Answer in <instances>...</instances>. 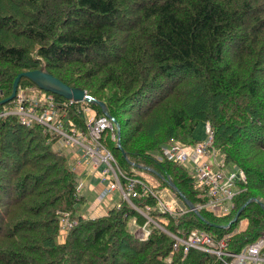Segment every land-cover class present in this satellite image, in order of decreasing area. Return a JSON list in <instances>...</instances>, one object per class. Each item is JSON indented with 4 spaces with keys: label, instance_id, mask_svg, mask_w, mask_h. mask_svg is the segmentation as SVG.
Wrapping results in <instances>:
<instances>
[{
    "label": "trees",
    "instance_id": "16d2710c",
    "mask_svg": "<svg viewBox=\"0 0 264 264\" xmlns=\"http://www.w3.org/2000/svg\"><path fill=\"white\" fill-rule=\"evenodd\" d=\"M43 65L104 101L128 159L159 174L134 167L108 137L122 171L152 174L158 189L170 188L185 206L169 181L196 204L202 199L194 175L153 154L175 140H203L195 131L208 121L221 158L247 177L230 214L166 217L139 184L132 201L149 205L154 220L168 218L165 227L181 236L195 229L230 234V251L264 237V0H0V99L20 72ZM20 84L37 86L26 77ZM53 98L71 133L86 131L84 106L105 114L99 104ZM12 100L0 112L13 109ZM76 183L68 156L42 125L0 115V264H224L198 249L174 250V239L153 223L147 236L138 235L129 221L147 218L125 200L106 214L83 216ZM244 218L246 228L237 231Z\"/></svg>",
    "mask_w": 264,
    "mask_h": 264
},
{
    "label": "built area",
    "instance_id": "2783aa9c",
    "mask_svg": "<svg viewBox=\"0 0 264 264\" xmlns=\"http://www.w3.org/2000/svg\"><path fill=\"white\" fill-rule=\"evenodd\" d=\"M49 95L53 96L52 93ZM33 101L26 102V97L19 93L16 106L11 110H5L0 115L8 113L16 114L24 125L33 123L42 124L46 129L53 128L63 134L66 142L71 145H79L83 150V157L88 159L92 169L100 177L105 185L100 191L99 197L107 198L113 192L118 191L123 200H126L134 208L138 207L133 203L132 197L140 196L141 193L136 190L137 184L141 185L144 193L153 196L156 199V205L160 212L169 215L172 218L182 216L187 211L205 210L213 215L222 217L230 214L233 207V197L239 194L243 189L242 183L247 180L245 171L237 165H227L219 149L213 146L214 131L210 123H206V137L194 144H187L179 140L161 146L160 150L154 155L157 161H171L185 166L195 177L201 191L198 194L201 202L194 205V208L185 206L178 197L171 193L167 188L162 190L157 188L148 177L131 176L122 171L112 151L106 146L105 139L111 138L117 141V127L113 120L105 114H98L94 108L89 105L83 107L86 120V131L78 133H67L61 126L63 123L59 118L58 112L54 109L55 101L52 107L40 105ZM54 99V98H53ZM69 102H76L68 99ZM57 120V124L56 122ZM71 134V135H70ZM213 163L214 166H211ZM99 172V173H97ZM122 178L126 183H122ZM82 180L77 182V192L83 187ZM168 193L171 197H168ZM117 203L116 207H120ZM151 209L146 205L144 214L148 222L155 223L160 229L168 233L173 239L174 250L183 248L184 254L190 249H198L210 254L216 255L224 264H264V237H259L253 242L243 246L238 251L227 249V240L229 235L216 238L202 229H195L186 236L169 231L165 225L168 218L161 217V221L152 219L148 215ZM68 214L65 213L61 219L65 226L70 225ZM145 236L149 234L146 225L142 227Z\"/></svg>",
    "mask_w": 264,
    "mask_h": 264
},
{
    "label": "rangeland",
    "instance_id": "374dc122",
    "mask_svg": "<svg viewBox=\"0 0 264 264\" xmlns=\"http://www.w3.org/2000/svg\"><path fill=\"white\" fill-rule=\"evenodd\" d=\"M19 93H21L22 95H24L26 97L27 103H31L33 101L30 98L32 96L34 99H36L35 102H37L40 105H43V106L48 105V107H52V105H53V102H52V101H54L53 96L49 95L44 90H42V89H40L34 85L20 84L18 86L17 94H16L15 98L12 100L14 103V104H12L13 106L16 105V103L18 102L17 97H18ZM87 93H88V91H87ZM2 94L3 93L0 91V95H2ZM57 120L58 119L56 118V122H55L56 124H57ZM40 125H42V124H40ZM43 128L46 132H49V140H50V142H52V145L54 146V148L57 150L63 151L68 156V159H69V161H70V163L73 166V169L75 171H77V170H76L73 163L77 164L76 161H77L78 157H80L81 160H84L88 165H90L89 160L85 159V157H83V150L79 145L76 144L73 146L71 144H68L66 142V139L63 136V134L60 133L59 131H57L56 129H53V128L46 129L44 126H43ZM61 129H63L64 131H66L68 133V130L65 129V126H61ZM195 135L198 138H204L207 135V132L205 129V123H203L202 121H200L199 124L197 125ZM117 137H118V134H117ZM211 166H214L213 163H211ZM89 168L91 171H96V170L92 169L91 167H89ZM135 171L137 173H139L140 175H142L143 177H148L154 183H157V179L154 178L152 174H148V173L141 171V170H135ZM97 173H99V172H97ZM77 176H78V174H77ZM89 181L90 180H87V178L85 179V181L83 180L84 185L80 189V194H84V199L81 202V207H80V214H82L83 216H92L93 215L92 213H90V207L92 204L97 202L98 203L97 205H100V201H98V197H97L96 193L93 190L92 191L87 190V187L90 184V183H88ZM113 196H114L113 200H110V198H107L104 200V198L100 199V197H99V199L101 201L104 200L105 206H111L112 203H115L118 199L120 200V197L118 196L117 192L113 193ZM168 197H171L170 193H168ZM144 216L147 218V216L145 214H144ZM247 223H248L247 218L242 219L240 221V223L237 224L238 225L237 231H240V230H243L244 228H246ZM129 224H130V227L132 229H134V231L138 235H144L143 230H142V226L146 225V227L148 228V225L150 223L147 225V221H146L144 224H142L140 226V225L136 224L135 219H134V220H131V222L129 221Z\"/></svg>",
    "mask_w": 264,
    "mask_h": 264
},
{
    "label": "water",
    "instance_id": "95a60500",
    "mask_svg": "<svg viewBox=\"0 0 264 264\" xmlns=\"http://www.w3.org/2000/svg\"><path fill=\"white\" fill-rule=\"evenodd\" d=\"M22 77H26V78L30 79L40 89L45 90V91H49L53 94L61 95L66 99H70L73 101L86 100L90 103L99 104L102 107V109L104 110L105 114L111 118V116L107 113V110H106L107 107H106V103L104 101H102L96 97H93L92 95L87 93V91L84 88H81L78 86L73 87V86L65 83L60 78H58L57 76H55L54 74L49 72L44 65L38 69H32V70H26V71L20 72L15 77V79L13 81L11 94L4 97V98H1L0 99V105H2L5 102H8V101L15 98V96L17 94L18 86L20 84V80ZM112 120L116 124L117 131H118L117 146L122 151L124 157L129 161V163H131L133 166L149 170L155 174H159L156 170H154L151 167L135 163V162L128 159V156L122 147L121 135H120V132H121L120 124L118 123V121L116 119L112 118ZM169 184L174 190H176L179 193L181 199L186 203V205L189 208H194V204L186 198L184 193L179 190V188L176 186V184L173 181H169ZM248 202H250V201H248ZM244 206H245V204L237 211L234 218L232 219V221H230L229 224H231L232 222H236L238 220V217L241 214V211L244 208ZM194 212H196L199 216L203 217L202 214L200 213V211L194 210Z\"/></svg>",
    "mask_w": 264,
    "mask_h": 264
},
{
    "label": "crops",
    "instance_id": "0c3cea01",
    "mask_svg": "<svg viewBox=\"0 0 264 264\" xmlns=\"http://www.w3.org/2000/svg\"><path fill=\"white\" fill-rule=\"evenodd\" d=\"M76 163L77 164H75V163H73V164L77 170L76 172L78 174V176H77L78 179L85 181V179L87 178V180H90L88 182L90 184L88 185L87 190H91V191L93 190L98 197V201H100V205H97L98 204L97 202L91 205L90 213L93 214L92 217L106 214L109 211V209H111L115 204H117L119 202V199L115 203H112L111 206H105L104 200L107 198H110V200H113L114 199L113 193L101 201L99 199V193H100L101 189L103 188L104 183L100 180V177L95 173V171L90 170L89 167H91V166L88 165L84 160H81L80 157H78ZM116 192L118 193V196L120 197L119 192L115 191L114 193H116ZM82 196L84 199V194H82Z\"/></svg>",
    "mask_w": 264,
    "mask_h": 264
},
{
    "label": "bare ground",
    "instance_id": "6f19581e",
    "mask_svg": "<svg viewBox=\"0 0 264 264\" xmlns=\"http://www.w3.org/2000/svg\"><path fill=\"white\" fill-rule=\"evenodd\" d=\"M226 105V104H225Z\"/></svg>",
    "mask_w": 264,
    "mask_h": 264
}]
</instances>
